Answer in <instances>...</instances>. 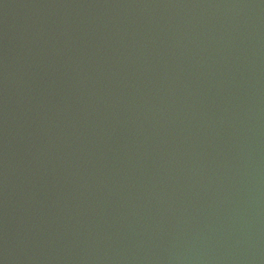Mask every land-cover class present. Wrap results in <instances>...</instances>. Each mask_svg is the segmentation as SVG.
Listing matches in <instances>:
<instances>
[{
  "label": "water",
  "instance_id": "water-1",
  "mask_svg": "<svg viewBox=\"0 0 264 264\" xmlns=\"http://www.w3.org/2000/svg\"><path fill=\"white\" fill-rule=\"evenodd\" d=\"M0 264H264V0H0Z\"/></svg>",
  "mask_w": 264,
  "mask_h": 264
}]
</instances>
